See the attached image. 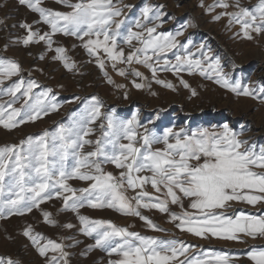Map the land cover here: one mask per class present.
Instances as JSON below:
<instances>
[{"label":"snow or ice","instance_id":"6c2138e0","mask_svg":"<svg viewBox=\"0 0 264 264\" xmlns=\"http://www.w3.org/2000/svg\"><path fill=\"white\" fill-rule=\"evenodd\" d=\"M19 4L26 5L30 10L39 14L43 23L51 28V33L34 32L32 26L22 23L20 27L27 30L22 43L28 45L38 40L52 43V35L63 33L76 36L83 41V46L90 55H98L100 50L113 61L129 65L143 64L156 77L161 65V57L177 47V32L157 33V26L148 27L140 19L135 21V27L140 31H133L130 27L121 35V26L125 24L121 17L122 8L113 4V0H57V2L71 9V11H54L40 6L41 0H18ZM229 8L226 0H217L214 7ZM130 7V6H125ZM238 11H225L214 17L229 18V26L237 24L243 37L251 40V33L264 32V0H259L253 9L241 7L236 0ZM152 7L142 9L144 20L160 19L159 14L152 13ZM240 33H237L239 35ZM88 39L85 40L84 38ZM92 37H95L93 39ZM102 37V39H101ZM118 37L123 43L132 45L133 41L140 47L134 48L125 56L124 49L117 47ZM190 43V42H189ZM186 48L187 45H184ZM56 59L63 60L64 66L71 69L74 64L69 63L63 55L65 49L57 48ZM151 53V55H149ZM155 58V65L153 60ZM176 63L163 60V70H172L179 73L184 66L189 72L199 70L202 76L212 78L222 87L237 95H252L247 86H242L239 80L230 82L223 72L218 59H212L208 53H202V59H193L188 56L177 55ZM207 62V63H205ZM103 70V60H97ZM20 71V65L11 60H0V84ZM132 72L137 77L142 73L136 69ZM118 74H126L119 69ZM105 75L107 73L105 72ZM111 83V78H109ZM156 83L167 88H173L170 82L156 79ZM185 88L189 85L181 80ZM23 82L16 83L4 93L13 99L0 103V126L12 130L27 121L47 115L49 110L55 111L58 105H43L42 99L30 103V94L36 87V82L28 83L21 93L24 100L21 108L13 107L21 92ZM144 85L136 83V88ZM123 87V85H120ZM50 91V90H49ZM264 93V88L260 89ZM195 95V90H192ZM46 96L47 93L41 94ZM95 101L79 118L73 119L71 124H61L56 131H45L37 138L28 137L19 145H5L0 147V218L5 210L8 214H23L38 208L42 202L52 199L53 196L63 199L64 208L78 211L87 204L92 208H111L125 215L138 216L147 226L160 231L151 219L141 214L139 209H156L162 213L170 212L169 203L178 205L180 213H170V218L176 227L194 236L208 239L215 237L222 240L246 243L245 237L256 239L264 237V214L253 215L240 211L234 216L227 213L231 202H243L256 205L264 202V147L259 151L254 145L238 138V134L223 125L222 130L200 129L186 132L184 129L174 131L167 128L162 135L145 129L140 135L135 130L136 119L117 121L107 116V125L102 136L95 141L87 139L93 129L89 127L101 116V104ZM139 137V139H138ZM122 140L128 141L122 143ZM95 145L93 151H83L85 145ZM162 144V148H153V145ZM71 160V162H70ZM103 164H112L120 169L119 175L106 172ZM149 173L150 175H142ZM78 179L89 181L86 188L76 189L67 181ZM150 184L157 193H162L163 199L153 196L146 190ZM136 192L132 197L125 193L128 190ZM137 189H140L138 192ZM65 193H68L66 195ZM79 193V195H77ZM188 200V207L184 208V200ZM45 221L55 224L50 219L51 214L44 212ZM84 234L92 236L95 233V245L91 247L103 248L110 259L108 264H230L227 254L209 252L207 259L188 257L186 254L192 248L177 240H161L153 236L141 235L129 231L128 228L118 227L108 220H89L85 216L79 217ZM72 228V224H67ZM24 235L36 246L39 255L47 257V253H59V258L53 255L47 264H68L64 245L45 238L40 234L33 235L31 229ZM185 256V259H179ZM253 264H264V247L255 246L247 253ZM0 264H19L18 261L0 258Z\"/></svg>","mask_w":264,"mask_h":264},{"label":"rangeland","instance_id":"374dc122","mask_svg":"<svg viewBox=\"0 0 264 264\" xmlns=\"http://www.w3.org/2000/svg\"><path fill=\"white\" fill-rule=\"evenodd\" d=\"M70 2L75 3L77 0ZM226 2L229 8L217 6L210 11V6L215 5L217 0H113V4L122 8L123 12L122 16L117 18L125 21L120 29L121 35H124L129 27L133 31H140L141 29L135 27L137 19L148 27L157 26V33L175 35L182 32V35L176 36L177 47L160 58V70L153 78L151 70L143 64L116 62L114 69L113 61L103 50H100L98 55H90L84 48L83 41L76 36L55 33L51 37L50 46L46 41L38 40V37L34 42L24 45L22 40L27 35V30L20 27L22 23L31 25L32 30L41 35L51 33L50 26L42 22L38 13L26 5L19 4L18 0H0V60H11L20 65L19 73L4 79L0 84V103L13 99L4 93L22 81L21 92L16 94L18 99L13 104V107L21 108L24 100L28 99L21 93L29 82L35 81L37 86L32 89L30 103L34 104L37 98H41L43 105H58L57 110H49L47 115L41 114V118L27 121L12 130L0 126V147L19 145L28 137L35 139L46 130L54 132L61 124H71L73 119L79 118L95 102V97L101 104V116L89 125L93 132L86 137L93 141L101 138L105 130L101 128V124L106 128L107 116H112L117 121H127L135 117V130L140 135L144 134L145 129L162 135L167 128L174 131L184 129L191 133L204 128L222 130L223 125L227 124L238 134L239 139L254 145L259 151L264 147V93L260 92V89L264 88V32L251 33L253 38L249 40L240 33L239 25L229 26L227 16H221L219 20L214 19L225 11H238L235 7L236 0ZM258 2L259 0H239L241 7L253 10ZM40 6L54 11H71L57 0H41ZM145 6L152 7L150 16L159 14L160 19L144 20L142 9ZM117 47L123 48L127 56L140 45L133 41L130 46L118 37ZM57 48L65 49L63 55L74 67L66 68L63 60L55 58L58 55ZM205 52L212 59L219 60L230 82L239 80L242 86L249 88L252 95H237L217 84L215 76H202L197 69L189 72L186 65L179 73L163 70L164 59L175 64L177 55L191 54L193 59H202V53ZM98 59L104 62L103 70L97 63ZM154 61L155 58L153 64L156 66ZM119 69H124L126 74L119 75ZM132 69L140 71L142 77L135 76ZM156 79L170 82L173 88L156 83ZM181 80L187 82L189 87L185 88ZM136 83L144 86L138 89L135 87ZM192 90H195V95ZM43 93L47 95L42 96ZM162 147V144L153 145V148ZM93 150L94 144L85 145L83 149L85 152ZM102 167L106 172L119 175L120 169L112 164H103ZM67 183L76 189L86 188L90 184L89 181L78 179H71ZM144 190L154 197L164 198L162 193L155 192L150 184L145 185ZM125 194L132 197L136 192L129 189ZM188 204L189 201L185 199L184 208L193 211ZM168 207V213L156 209H139L142 215L151 219L161 229L160 231L149 228L138 216L125 215L107 207L92 208L85 204L78 211L65 209L62 197L55 196L42 202L38 208L34 207L30 212L23 214H8L5 210L4 216L0 218V258L5 261H18L19 264H47V260L53 255L59 258V253L51 251L47 253V257L39 255L36 246L24 235L26 230L31 229L33 235L40 234L45 238L41 241L42 244L48 239L62 243L64 251L68 253V264H108L110 259H116L114 254L109 256L103 248L91 247L95 245V233L92 236L84 234L80 216L89 220H108L118 227L161 240L181 241L192 246L186 254L188 257L207 259L209 257L205 254L217 252L227 254L230 264H253L248 259V251L253 246L264 247V237H245L247 242L240 243L215 237L204 239L181 231L170 218V213H180L181 208L170 203ZM226 211L233 216L240 211L261 215L264 214V202L256 205L231 202V207ZM44 212L51 214L50 219L54 220L55 224L45 221ZM67 224H72L73 227L67 228ZM179 259L183 260L185 256H180Z\"/></svg>","mask_w":264,"mask_h":264}]
</instances>
